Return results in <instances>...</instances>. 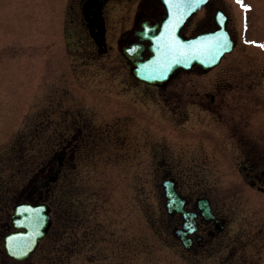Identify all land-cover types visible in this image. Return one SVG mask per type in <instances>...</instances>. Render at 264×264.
<instances>
[{
  "label": "rangeland",
  "instance_id": "374dc122",
  "mask_svg": "<svg viewBox=\"0 0 264 264\" xmlns=\"http://www.w3.org/2000/svg\"><path fill=\"white\" fill-rule=\"evenodd\" d=\"M241 2L250 11L215 3L230 17L233 52L212 73L183 74L160 90L132 81L119 57L123 12L109 15L103 54L75 0H0V248L15 201L63 137L78 126L94 136L77 143L52 185L53 227L38 250L0 264H264V194L240 175L241 159L211 156L207 124L264 123V0ZM166 177L210 197L235 255L189 261L170 249Z\"/></svg>",
  "mask_w": 264,
  "mask_h": 264
},
{
  "label": "flooded vegetation",
  "instance_id": "af4514ba",
  "mask_svg": "<svg viewBox=\"0 0 264 264\" xmlns=\"http://www.w3.org/2000/svg\"><path fill=\"white\" fill-rule=\"evenodd\" d=\"M216 1L217 0H208L197 12L188 18L180 32L182 37L191 38L202 32L214 31L219 27V21H223L230 31V17L223 8L215 5ZM75 3L76 6L72 9L82 14L83 26L88 33L92 45L98 49L99 53L103 54L109 51L107 40L109 15L117 13V11L123 12V24L126 28L118 34L115 40L116 47L119 49L121 54L119 57L122 59L130 79L144 89L153 87L155 89L164 90L173 85L175 80L183 74L200 73L207 75L217 68L216 66L211 70L204 71L202 67L194 66L192 70L188 72H177L163 86L151 85L141 81L135 77L134 74L138 66L134 65V63L123 54V50H126L132 58L137 56L136 59L138 60H136V62L138 64L143 63L153 55L150 49L152 46L151 39L159 33L161 25L168 15V10L163 1L75 0ZM120 5L122 6L120 7ZM220 87L221 85L218 86V88ZM212 88H214L213 84ZM144 92H146V90H144ZM216 98V95H211L212 102H214ZM115 124L112 126L109 135L110 143L113 145L117 144L118 136ZM207 124L208 134L210 136L209 144L211 146V156L216 157L220 154L224 157L241 159L242 161L239 165L240 175H242L253 190L258 191L260 194H264V123ZM123 130H125L122 131L124 133L123 142L126 146L131 135L128 132L129 129L126 127ZM92 139H94V136H90L87 130L85 131L82 126H78L72 135L63 137V145L60 153L59 151H54L50 155L48 161L35 172L34 177L30 179L20 194L19 199L15 201V204L23 202L32 204L46 203L52 215V206L48 202V195L50 194L49 192L52 185L55 183L42 187L40 181L48 179L51 174H57L59 177L60 172L72 164L78 149L77 143L84 142L85 144L86 140ZM127 153H129V151ZM166 180H171L175 183V189L181 199L174 204L178 205L179 209L169 210L168 208L169 201L166 198L163 186V182ZM162 188L164 191V201H162L165 211L162 218L166 221L165 231H168L167 235L170 239L168 245L171 247L170 249L176 250L180 256L189 261H193L202 256H215L216 254L228 256L236 254L238 250L229 247V244H226L224 241V233L229 226L228 219L222 212L214 208L210 197L206 195L191 197L183 193L178 181L171 177H166L162 181ZM205 198L209 200L211 214L214 217L205 218L203 215L199 202L201 199ZM10 225L8 226L7 224V228L10 227L8 232L13 230ZM258 238L262 240L260 235ZM43 240L40 242V245ZM262 247L263 244L260 243L256 252L263 251ZM0 258L4 261L5 258H7L3 246L0 248Z\"/></svg>",
  "mask_w": 264,
  "mask_h": 264
},
{
  "label": "water",
  "instance_id": "95a60500",
  "mask_svg": "<svg viewBox=\"0 0 264 264\" xmlns=\"http://www.w3.org/2000/svg\"><path fill=\"white\" fill-rule=\"evenodd\" d=\"M163 1L168 8V17L162 25L161 32L154 37V47H150L154 53L153 57L140 65L139 71H134L137 78L150 84L163 86L180 70L189 71L195 65H200L204 71L215 67L226 53L233 50L236 41L231 38L229 31L221 22L220 28L216 31L202 33L190 39L180 36L184 22L207 0ZM221 41H226L227 47L222 48ZM123 53L134 65H138L137 56L132 58L126 50H123ZM57 178V174H51L48 179L40 181V185L47 186L55 182ZM164 187L169 201V210L179 209L178 205L174 204L181 199L176 192L174 182L165 181ZM199 205L205 218L214 217L211 214L208 199H201ZM36 217H39L40 221L38 226L33 223ZM11 222L15 230L4 236L5 253L9 258L24 260L35 252L41 239L51 228L52 218L49 214V206L45 203L17 204L11 215ZM23 245L29 246L26 254L21 247Z\"/></svg>",
  "mask_w": 264,
  "mask_h": 264
},
{
  "label": "snow or ice",
  "instance_id": "6c2138e0",
  "mask_svg": "<svg viewBox=\"0 0 264 264\" xmlns=\"http://www.w3.org/2000/svg\"><path fill=\"white\" fill-rule=\"evenodd\" d=\"M236 2L238 3V4H240L241 5V7L244 9V11H250V9L249 8H246L243 4H242V2H241V0H236ZM220 46L223 48V47H227V42L226 41H221L220 42ZM257 47H260V48H262V49H264V45H257ZM39 217H36L35 219H34V221H33V223L36 225V226H38L39 225ZM25 251H24V254H26V249L29 247L28 245H23V246H21Z\"/></svg>",
  "mask_w": 264,
  "mask_h": 264
}]
</instances>
